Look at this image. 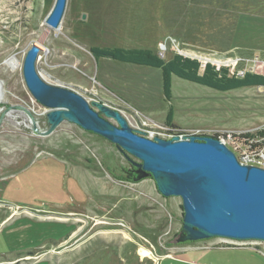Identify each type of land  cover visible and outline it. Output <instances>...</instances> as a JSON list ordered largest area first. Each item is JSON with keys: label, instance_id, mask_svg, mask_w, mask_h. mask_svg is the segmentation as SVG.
Here are the masks:
<instances>
[{"label": "rangeland", "instance_id": "1", "mask_svg": "<svg viewBox=\"0 0 264 264\" xmlns=\"http://www.w3.org/2000/svg\"><path fill=\"white\" fill-rule=\"evenodd\" d=\"M55 1L0 0V227L5 223L11 232L0 234V256L14 247L11 256L23 264H182V258L264 264V241L214 237L178 243L181 197L163 196L152 176L139 182L119 179L132 163L103 136L69 121L48 136L35 132L24 108L41 131L50 108L33 97L23 75L27 51L42 43L36 68L47 82L70 88L90 103L103 100L119 108L130 126L149 138L219 135L242 161L251 147L234 134L264 129V89L219 91L175 76L181 122H168L161 69L96 60L91 48L158 53L164 44L165 59L181 52L239 73L264 74V48H241L244 43L231 42L227 33L218 35V43L201 41L197 38L205 34L197 31L210 27L197 29L194 18L187 17L218 15L221 24L214 29H234L237 20L258 25L261 18L249 15L264 16V0H67L59 28L48 31L45 19ZM13 55L20 61L15 68L6 64ZM13 106L21 107L8 110ZM255 139L260 141L253 150H264V139ZM141 246L155 257L141 256ZM188 248L198 250L180 254ZM217 252L219 257L213 255ZM167 254L180 255L160 259Z\"/></svg>", "mask_w": 264, "mask_h": 264}, {"label": "water", "instance_id": "2", "mask_svg": "<svg viewBox=\"0 0 264 264\" xmlns=\"http://www.w3.org/2000/svg\"><path fill=\"white\" fill-rule=\"evenodd\" d=\"M66 6L67 0H56L46 24L58 29ZM40 52L34 43L23 62L27 88L50 108L43 131L24 108L35 132L48 136L63 121H69L116 144L135 167V182L152 176L163 196L181 197L184 215L178 243L214 237L264 241V167L243 163L225 140L215 136L150 139L141 135L119 108L103 100L90 103L82 94L44 80L36 68Z\"/></svg>", "mask_w": 264, "mask_h": 264}, {"label": "trees", "instance_id": "3", "mask_svg": "<svg viewBox=\"0 0 264 264\" xmlns=\"http://www.w3.org/2000/svg\"><path fill=\"white\" fill-rule=\"evenodd\" d=\"M91 51L96 58H111L120 62L133 63L159 68L162 71L163 94L167 101L172 99L173 77H179L194 83L207 86L219 91H230L234 89L262 86L264 87V74L245 71L239 74L234 68L216 64L212 61H202V59L177 52L171 59H165L149 48H123V47H92ZM168 122H172V113L169 111ZM215 137L221 138L219 135ZM264 137V129L255 133L234 134V138ZM224 140V138H221ZM121 180L133 182V175H129L125 170V175Z\"/></svg>", "mask_w": 264, "mask_h": 264}, {"label": "crops", "instance_id": "4", "mask_svg": "<svg viewBox=\"0 0 264 264\" xmlns=\"http://www.w3.org/2000/svg\"><path fill=\"white\" fill-rule=\"evenodd\" d=\"M249 16L261 18L260 23L258 25H254L251 22L249 25L244 26L242 23H239L237 20V26L234 29H230V30L226 29V28L214 29L215 27L219 26V24H221L220 16H218V15H215V16L214 15H212V16L196 15V13L194 12L192 16H187V17H188V19L194 18V23L197 25V29L199 26H200L199 29H201L203 27V24L208 25L210 27V28H208L209 30H206V31H197V32H201V33L205 34L204 36L197 38V39H200L201 41L208 40L211 42H217L218 43L220 41V40H218V38H219L218 35L220 33H227V34H229V40L231 42L235 41V40H241L242 43H244V44L240 45L241 48H250V47L252 49L264 48V16H262V15L258 16L256 13H251V15H249ZM187 17L185 16V20L187 19ZM241 28H243V29H241ZM244 45H246V46H244ZM228 46H229V44L227 45V48L232 47V46H229V47ZM147 67H150V66H147ZM161 78H162V71H161ZM174 78L175 77H173V81H172V99H171V101H167V105L164 106L163 109H165L164 111H166V109H167V111H166L167 113L165 112L166 113V116H165L166 120L168 118L169 111L171 110L172 121L174 120L175 122H181V118L179 117L180 112L178 113V110H177V104H176L177 98H176V95L174 92V88H175L174 87ZM259 89H264V87L259 86ZM234 90H236V89H234ZM234 90H230V91H234ZM201 92H202V90H201ZM212 93H214V92H212ZM162 94H163V86H162ZM162 94H161V99H162V101H164V99H165L164 94L163 95ZM5 225L6 224L4 223L2 225V227H0V234L1 233H7L8 236H10L11 232H10V230L8 232L9 228ZM12 232H13V230H12ZM219 247H224V246H219ZM198 248H202V246H198ZM25 249H27V247ZM194 249L198 250L197 248H188V249L182 251L180 254L188 253V252H194L195 251ZM219 251H223V250H219ZM12 253H15L14 247L12 249L10 248V250L8 252L2 253L0 256V264H23L22 262L19 261V259H17V258L14 259L11 256ZM180 254H174V255L167 254V255L161 256L160 259L161 260L165 259L164 261H166L167 259L173 260V259H176L175 257L180 255ZM213 255H215L216 257H219V252H217L216 254H213ZM177 259H180V258H177ZM178 261L181 262L182 264H206V263H202V262L186 260L184 258H182ZM32 264H34V263H32ZM35 264H37V263H35ZM157 264H159V262H157Z\"/></svg>", "mask_w": 264, "mask_h": 264}, {"label": "built area", "instance_id": "5", "mask_svg": "<svg viewBox=\"0 0 264 264\" xmlns=\"http://www.w3.org/2000/svg\"><path fill=\"white\" fill-rule=\"evenodd\" d=\"M167 47L166 45L162 44L160 46V50L158 51V56L161 58L165 57V51H166ZM239 74L243 75L244 72H240ZM152 138H154V136H150ZM264 139V137L262 138ZM260 140L257 139H250L247 138L246 141L244 139V142L251 147L250 152L251 154H248L245 158L242 159L243 163H247V164H254L257 166H261L264 167V150H262L261 148H255L253 150V146L256 145L257 142H259Z\"/></svg>", "mask_w": 264, "mask_h": 264}, {"label": "bare ground", "instance_id": "6", "mask_svg": "<svg viewBox=\"0 0 264 264\" xmlns=\"http://www.w3.org/2000/svg\"><path fill=\"white\" fill-rule=\"evenodd\" d=\"M45 24H46V23H45ZM46 27H47V30H48V31H50L51 28H52V27H50L48 24H46ZM36 44H37L40 48L43 47L42 43L36 42ZM6 64L9 65L10 67L15 68V67H17L18 65H20V61L18 60V58H17L15 55H13V56H10L9 58H7V60H6ZM1 100H2V95L0 94V102H1ZM148 138H149V137H148ZM150 139H152V138H150ZM153 139H154V138H153ZM139 253H140V255L143 256V257H148V258L155 257V256L153 255V253H152L148 248L143 247V246H141V247L139 248Z\"/></svg>", "mask_w": 264, "mask_h": 264}, {"label": "flooded vegetation", "instance_id": "7", "mask_svg": "<svg viewBox=\"0 0 264 264\" xmlns=\"http://www.w3.org/2000/svg\"><path fill=\"white\" fill-rule=\"evenodd\" d=\"M129 175H133V178L136 176L135 174V167L131 164L130 168H127ZM135 182V181H133ZM139 182V181H138Z\"/></svg>", "mask_w": 264, "mask_h": 264}]
</instances>
